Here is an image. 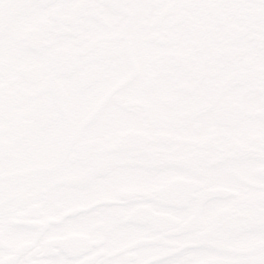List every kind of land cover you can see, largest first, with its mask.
<instances>
[{
	"label": "snow or ice",
	"instance_id": "6c2138e0",
	"mask_svg": "<svg viewBox=\"0 0 264 264\" xmlns=\"http://www.w3.org/2000/svg\"><path fill=\"white\" fill-rule=\"evenodd\" d=\"M0 264H264V0H0Z\"/></svg>",
	"mask_w": 264,
	"mask_h": 264
}]
</instances>
